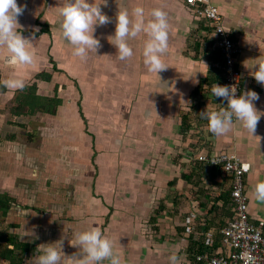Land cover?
Segmentation results:
<instances>
[{"label": "crops", "instance_id": "crops-1", "mask_svg": "<svg viewBox=\"0 0 264 264\" xmlns=\"http://www.w3.org/2000/svg\"><path fill=\"white\" fill-rule=\"evenodd\" d=\"M18 2L27 5L18 21L32 42L34 63L9 61L0 45V81L19 76L24 91L35 85L37 95L61 100L55 115L37 113L44 131L40 143L35 138L20 141L17 132L6 136L5 143L0 137L7 144L0 143L1 193L13 200L10 211L21 210L37 220L28 223L30 263L36 264L40 249L52 243L61 251L62 264H72L71 256L78 252L75 233L98 226L114 240L124 264H172V254L177 264H200L194 256L199 251L183 226L193 204L207 209L217 203L209 212L216 215L209 227L220 228L230 217L221 205V195L230 193L229 182L219 174L212 178L213 171L202 164L189 165L192 148L203 144L211 156L236 154L251 164L246 177L250 217L264 220V201L254 193L256 183L264 181V116L254 134L239 122L220 137L208 130L200 112L207 106L224 107V98L211 94L212 84L223 85V79L212 66L211 48L196 41L199 22L183 0H97L111 19L96 27L101 46L83 60L72 54L62 36V0ZM137 3L146 14L156 7L168 13L164 59L169 66L159 74L143 63L145 34L130 40L134 55L125 60L108 39L119 10H131ZM211 3L242 48L237 60L242 92H259L255 104L264 111V84L250 74L257 58L264 57V0ZM0 85L8 90L0 93L1 99L11 102L18 89ZM223 186L227 189L217 192ZM215 193L219 196L212 197ZM216 248L223 251L220 235Z\"/></svg>", "mask_w": 264, "mask_h": 264}, {"label": "clouds", "instance_id": "clouds-1", "mask_svg": "<svg viewBox=\"0 0 264 264\" xmlns=\"http://www.w3.org/2000/svg\"><path fill=\"white\" fill-rule=\"evenodd\" d=\"M102 3H107L103 0ZM26 4L18 0H0V45L4 46L9 55L7 59L20 64L34 63V52L29 47L32 43L20 30L18 17L24 12ZM60 15L59 27L63 38L72 46V54L80 59H87L90 51L97 52L101 46L100 38L95 35L96 27L110 21V17L102 10L97 0H62L58 7ZM145 34L142 56L143 63L150 72L160 73L169 65L164 56L169 47L170 23L168 13L159 7L146 14L142 3H137L131 10L120 9L117 14L115 32L108 39L117 47V56L125 60L134 55L130 43L132 38ZM258 65V67H256ZM250 73L258 83L264 84V57H258ZM7 89H22L25 81L22 77L12 76L0 81ZM211 94L222 97L226 104L219 109L209 106L200 112L207 120L208 130L217 137L229 133L234 123L251 133H255L264 111L258 110L255 101L260 99V93L255 89H247L237 95L235 84L213 83ZM255 197L264 201V181L254 186ZM78 252L71 256L72 264H124L121 255L115 248L114 240L98 226H93L75 233V243ZM40 249L36 264H62L59 248L52 243H46ZM172 264H177V256H170Z\"/></svg>", "mask_w": 264, "mask_h": 264}, {"label": "built area", "instance_id": "built-area-1", "mask_svg": "<svg viewBox=\"0 0 264 264\" xmlns=\"http://www.w3.org/2000/svg\"><path fill=\"white\" fill-rule=\"evenodd\" d=\"M199 22L196 41L206 43L215 54L212 66L219 72L223 84L237 86V95L242 93V79L237 60L242 48L225 27L223 18L211 0H183ZM207 37H211L210 40ZM206 145L192 148L188 155L191 166L202 164L209 171L218 170L223 181L229 182L230 198L224 200L222 206L230 213V217L220 228L209 227V212L217 204L213 201L209 208L202 209L195 202L192 211L187 214L184 232L196 245L195 260L200 264H264V220L255 222L250 217L249 198L246 177L252 166L236 154L209 155ZM227 186L217 188L224 192ZM219 194H212L218 197ZM221 236L222 250L216 248L217 236Z\"/></svg>", "mask_w": 264, "mask_h": 264}, {"label": "rangeland", "instance_id": "rangeland-1", "mask_svg": "<svg viewBox=\"0 0 264 264\" xmlns=\"http://www.w3.org/2000/svg\"><path fill=\"white\" fill-rule=\"evenodd\" d=\"M57 80H60V83L63 82V76L61 75V73H58ZM68 84L69 86L73 85V83L71 82H69ZM6 91L8 90L2 89L0 90V93L3 94ZM22 91L24 92V88L18 89L16 92H13L14 97H12L11 102L8 103H6V101L1 99L0 97V137L4 143L6 142L5 137L12 132H17V139H20V141L28 140L27 142L30 143L34 142L33 140H31L32 138H35V143H40V136L44 134V131L42 129L39 130V125L41 124L40 114H35L34 118L27 117V114L15 115V109L18 106L19 97L23 93ZM66 95L69 98L72 97L70 91L67 92ZM37 129L39 130L38 133H36ZM3 145L7 146V144H2V146ZM3 190L4 189L1 187V183H0V196L2 195L1 192H3ZM37 210L39 211L40 214L41 209L40 210L37 209ZM56 211L57 210H55L54 213H56ZM1 212L2 211L0 210V237L4 235H11V236H15L19 242H24V243L27 242V234L31 230L30 229L31 227H29L28 223H30L31 220H33L34 222H37V220L32 219V217L27 215V212L25 213L21 210H19V213H17L18 210L17 212L16 210L9 211L7 216H4ZM21 214H23L22 217H19ZM23 217H27V218H23ZM0 244L2 248L7 245L6 242H2ZM30 253L31 250L30 252H28V254L23 255V259L25 260L24 264H32L30 263L31 261ZM17 254H20V251H17ZM0 264H9V263L3 259H0Z\"/></svg>", "mask_w": 264, "mask_h": 264}, {"label": "trees", "instance_id": "trees-1", "mask_svg": "<svg viewBox=\"0 0 264 264\" xmlns=\"http://www.w3.org/2000/svg\"><path fill=\"white\" fill-rule=\"evenodd\" d=\"M49 77L50 76H47L48 79H50ZM60 102L61 100H59L58 98H46L37 95V87L34 85L25 90L19 97V103L17 108L15 109V115H35L37 113H47L55 115ZM188 128L185 127L183 131L185 132ZM218 174V170H213L212 178H215V176H218ZM221 196L226 202H228L230 193L225 195L222 194ZM12 203L13 200L8 195L2 194L0 196V210L2 211L1 213L4 216L8 215ZM2 242H6L7 245L2 248L0 244V259L7 261L9 264H23V255L28 254L29 244L26 242H19L15 236L11 235L1 236L0 243ZM17 251H20V254H17Z\"/></svg>", "mask_w": 264, "mask_h": 264}, {"label": "bare ground", "instance_id": "bare-ground-1", "mask_svg": "<svg viewBox=\"0 0 264 264\" xmlns=\"http://www.w3.org/2000/svg\"><path fill=\"white\" fill-rule=\"evenodd\" d=\"M24 109V108H23ZM26 109V108H25Z\"/></svg>", "mask_w": 264, "mask_h": 264}]
</instances>
